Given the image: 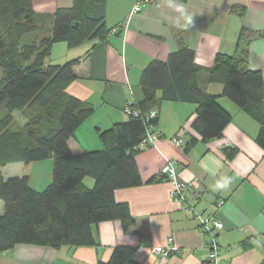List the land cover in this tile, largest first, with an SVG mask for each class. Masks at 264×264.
I'll return each instance as SVG.
<instances>
[{
    "label": "crops",
    "instance_id": "0c3cea01",
    "mask_svg": "<svg viewBox=\"0 0 264 264\" xmlns=\"http://www.w3.org/2000/svg\"><path fill=\"white\" fill-rule=\"evenodd\" d=\"M74 0H33L41 25L39 34H51L53 13L70 7ZM137 0H108L107 26L118 27L102 41H88L69 47L56 42L49 59L63 64L78 59L76 79L68 93L93 107L91 116L69 139L73 153L104 148L99 130L128 120L123 107L144 98L140 85L144 68L153 59L167 60L183 38L195 51L202 67L199 82L232 113L222 136L204 141L193 127L196 104L162 101L155 130L160 134L156 147H143L136 154L142 178L140 185L118 188L115 198L126 202L135 219L125 231L121 220H103L92 225L93 245H48L20 243L0 251V264H99L107 261L115 246L136 247L138 264H205L208 257L206 237L199 221L182 209L170 195L171 183L160 174L165 158L177 163L185 180L196 181L188 199L206 214L217 210L224 227L219 231L220 259L231 264H264V148L257 142L260 125L229 97L223 84L209 82L208 71L217 53L234 54L240 36L249 38L248 68L260 70L264 77V0H157L132 10ZM190 18V22H189ZM16 126L24 124L15 113ZM182 136L186 147L172 141ZM192 138L196 141L189 144ZM190 145V146H188ZM238 148L228 157L226 146ZM53 160L12 162L2 166L5 178L28 176L30 184L44 190L52 180ZM8 171V173H6ZM153 179L152 181H150ZM83 183L93 187L95 179L86 176ZM5 203L0 199V214ZM173 237L177 252L160 257L154 245L166 246Z\"/></svg>",
    "mask_w": 264,
    "mask_h": 264
},
{
    "label": "trees",
    "instance_id": "16d2710c",
    "mask_svg": "<svg viewBox=\"0 0 264 264\" xmlns=\"http://www.w3.org/2000/svg\"><path fill=\"white\" fill-rule=\"evenodd\" d=\"M107 4L108 0H74L72 6L56 9L51 34L41 35L33 0H0V199L5 203L0 251L20 243L93 245V224L121 220L128 231L135 223L128 203L118 202L115 190L142 183L136 154L145 134L143 120L132 116L99 130L103 149L73 153L68 141L94 109L67 91L76 79L78 59L49 61L56 42L76 47L105 40L115 28L107 26ZM248 42L242 34L234 54L217 53L207 69L208 81L222 83L223 94L258 121L256 140L264 148V77L260 70L248 68ZM201 70L195 51L181 38L167 60L153 59L144 68V98L139 102L143 112L166 100L193 102V127L202 139L221 137L232 113L200 84ZM16 111L25 121L20 127ZM158 117L150 123L156 126ZM223 150L230 158L238 152L229 145ZM48 158L53 160L52 180L44 190L35 189L26 175L2 174L8 163ZM86 176L95 179L93 187L83 183ZM135 251V246L117 245L99 264H138Z\"/></svg>",
    "mask_w": 264,
    "mask_h": 264
},
{
    "label": "built area",
    "instance_id": "2783aa9c",
    "mask_svg": "<svg viewBox=\"0 0 264 264\" xmlns=\"http://www.w3.org/2000/svg\"><path fill=\"white\" fill-rule=\"evenodd\" d=\"M157 0H137L133 7L132 14L139 12L142 5L152 4ZM118 32V27L111 30L110 33ZM124 114L129 117H140L145 125V134L141 139L139 148L143 147H156L157 141L160 134L155 130V126L150 123L152 119H155L159 115V110L157 107L153 108L149 113L143 112L139 102L127 103L123 107ZM172 141L175 142L180 147H186L187 141L182 136H173ZM160 174L162 177L171 183L170 195L174 201L178 202L182 209L191 213L195 218L198 219L201 230L204 232L206 237V247L208 249V257L205 264H231L229 262H222L220 259V236L219 231L224 227L223 221L217 216L220 211L224 200L221 199L217 203V210L214 213L206 214L199 210L196 205L190 203L188 199L189 189L197 187L196 181L185 180L181 177L180 172L177 169V163L170 159L165 158V163L161 168ZM179 246L174 242L173 237L168 239V244L164 245H154L152 251L159 254L160 257H167L172 252H177Z\"/></svg>",
    "mask_w": 264,
    "mask_h": 264
},
{
    "label": "rangeland",
    "instance_id": "374dc122",
    "mask_svg": "<svg viewBox=\"0 0 264 264\" xmlns=\"http://www.w3.org/2000/svg\"><path fill=\"white\" fill-rule=\"evenodd\" d=\"M1 74H2V69L0 68V77H1ZM16 114L19 113L18 111L15 112ZM21 121L24 122L23 118H21ZM6 173H8V171H6Z\"/></svg>",
    "mask_w": 264,
    "mask_h": 264
},
{
    "label": "clouds",
    "instance_id": "9594fccd",
    "mask_svg": "<svg viewBox=\"0 0 264 264\" xmlns=\"http://www.w3.org/2000/svg\"><path fill=\"white\" fill-rule=\"evenodd\" d=\"M189 22H190V18H189Z\"/></svg>",
    "mask_w": 264,
    "mask_h": 264
}]
</instances>
